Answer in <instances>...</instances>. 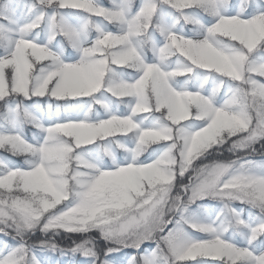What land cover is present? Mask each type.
<instances>
[{
	"label": "snow or ice",
	"instance_id": "6c2138e0",
	"mask_svg": "<svg viewBox=\"0 0 264 264\" xmlns=\"http://www.w3.org/2000/svg\"><path fill=\"white\" fill-rule=\"evenodd\" d=\"M0 264H264V0H0Z\"/></svg>",
	"mask_w": 264,
	"mask_h": 264
},
{
	"label": "rangeland",
	"instance_id": "374dc122",
	"mask_svg": "<svg viewBox=\"0 0 264 264\" xmlns=\"http://www.w3.org/2000/svg\"><path fill=\"white\" fill-rule=\"evenodd\" d=\"M104 2L107 3V0H104ZM0 154H2V153H0Z\"/></svg>",
	"mask_w": 264,
	"mask_h": 264
}]
</instances>
